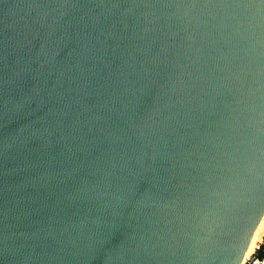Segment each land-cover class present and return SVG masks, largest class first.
<instances>
[{
  "label": "water",
  "instance_id": "obj_1",
  "mask_svg": "<svg viewBox=\"0 0 264 264\" xmlns=\"http://www.w3.org/2000/svg\"><path fill=\"white\" fill-rule=\"evenodd\" d=\"M264 217V0H0V264H242Z\"/></svg>",
  "mask_w": 264,
  "mask_h": 264
},
{
  "label": "built area",
  "instance_id": "obj_2",
  "mask_svg": "<svg viewBox=\"0 0 264 264\" xmlns=\"http://www.w3.org/2000/svg\"><path fill=\"white\" fill-rule=\"evenodd\" d=\"M243 264H264V235L261 244L244 260Z\"/></svg>",
  "mask_w": 264,
  "mask_h": 264
},
{
  "label": "bare ground",
  "instance_id": "obj_3",
  "mask_svg": "<svg viewBox=\"0 0 264 264\" xmlns=\"http://www.w3.org/2000/svg\"><path fill=\"white\" fill-rule=\"evenodd\" d=\"M263 231H264V217H263L262 221L260 222L259 226L257 227V230L254 234L253 240L249 246L248 252H247L244 260L246 258H248L254 252V250L258 247V245L260 244Z\"/></svg>",
  "mask_w": 264,
  "mask_h": 264
},
{
  "label": "rangeland",
  "instance_id": "obj_4",
  "mask_svg": "<svg viewBox=\"0 0 264 264\" xmlns=\"http://www.w3.org/2000/svg\"><path fill=\"white\" fill-rule=\"evenodd\" d=\"M263 235H264V231H263L262 236H261V242H262V240H263ZM261 242H260V244H261Z\"/></svg>",
  "mask_w": 264,
  "mask_h": 264
}]
</instances>
